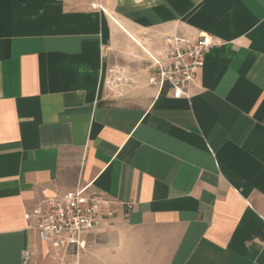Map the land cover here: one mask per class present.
<instances>
[{"label": "crops", "instance_id": "0c3cea01", "mask_svg": "<svg viewBox=\"0 0 264 264\" xmlns=\"http://www.w3.org/2000/svg\"><path fill=\"white\" fill-rule=\"evenodd\" d=\"M199 34L191 98L149 85L144 51ZM85 185L114 218L78 251L41 242L24 214ZM24 250L264 264V0H0V264Z\"/></svg>", "mask_w": 264, "mask_h": 264}, {"label": "built area", "instance_id": "2783aa9c", "mask_svg": "<svg viewBox=\"0 0 264 264\" xmlns=\"http://www.w3.org/2000/svg\"><path fill=\"white\" fill-rule=\"evenodd\" d=\"M217 45L210 35L199 34L195 38L165 36L157 52L144 51L150 76L148 84L166 89L174 99H190L197 73L204 66L207 51ZM117 203L92 189L79 186L64 194L46 199L24 214L28 227L37 231L41 242L71 248L76 251L86 247L84 237L99 230L114 218ZM126 213L131 204L123 205ZM21 264H27L29 252L20 255Z\"/></svg>", "mask_w": 264, "mask_h": 264}, {"label": "rangeland", "instance_id": "374dc122", "mask_svg": "<svg viewBox=\"0 0 264 264\" xmlns=\"http://www.w3.org/2000/svg\"><path fill=\"white\" fill-rule=\"evenodd\" d=\"M71 254L76 257V251L75 252L71 251ZM55 264H67V263H63V261L60 259V260L56 261Z\"/></svg>", "mask_w": 264, "mask_h": 264}]
</instances>
